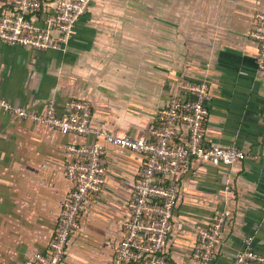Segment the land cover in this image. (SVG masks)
Returning a JSON list of instances; mask_svg holds the SVG:
<instances>
[{"label":"crops","instance_id":"1","mask_svg":"<svg viewBox=\"0 0 264 264\" xmlns=\"http://www.w3.org/2000/svg\"><path fill=\"white\" fill-rule=\"evenodd\" d=\"M260 10L264 0H93L63 49L0 38V96L32 113L54 101L59 115L84 98L93 127L153 138L160 110L183 81L208 83L206 142L246 156L233 165L193 159L179 177L166 264H204L193 250L220 210L231 214L211 264H231L249 235L264 256V69L249 35ZM36 22L45 24L41 11ZM96 139L0 106V264L49 251L74 187L68 146ZM143 161L141 153L106 148L105 181L68 242L71 264H111Z\"/></svg>","mask_w":264,"mask_h":264},{"label":"built area","instance_id":"2","mask_svg":"<svg viewBox=\"0 0 264 264\" xmlns=\"http://www.w3.org/2000/svg\"><path fill=\"white\" fill-rule=\"evenodd\" d=\"M93 0H0V38L8 44L36 49H63L77 32L80 18ZM52 5L51 7H49ZM44 14L45 24L36 22ZM256 23L250 37L259 46L257 65L264 69V10L255 14ZM209 85L186 79L168 105L161 109L153 138L146 135H120L106 127L91 125L92 103L84 98L69 102L71 113L59 115L54 101L45 113L28 112L0 96V106L9 113L42 124H49L64 133L94 135L92 143L70 144L71 160L65 170L74 182L61 212L55 238L46 253H36L23 264H71L67 260L68 242L79 225L80 214L91 196L100 192L105 181L103 156L108 146L122 147L141 153L144 161L128 201L122 235L116 244L111 264H166L164 254L179 197V177L187 172L193 159L205 164H236L246 156L237 146L210 145L205 140V122ZM230 211L220 210L212 224L200 230L193 257L211 264L222 242V230ZM254 235L244 239L231 264L264 261L254 247Z\"/></svg>","mask_w":264,"mask_h":264}]
</instances>
